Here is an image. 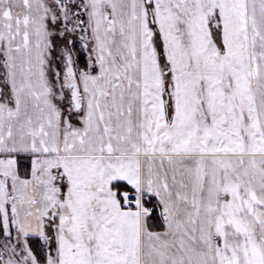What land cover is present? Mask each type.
Masks as SVG:
<instances>
[{
  "label": "snow or ice",
  "instance_id": "snow-or-ice-1",
  "mask_svg": "<svg viewBox=\"0 0 264 264\" xmlns=\"http://www.w3.org/2000/svg\"><path fill=\"white\" fill-rule=\"evenodd\" d=\"M0 264H264V0H0Z\"/></svg>",
  "mask_w": 264,
  "mask_h": 264
}]
</instances>
